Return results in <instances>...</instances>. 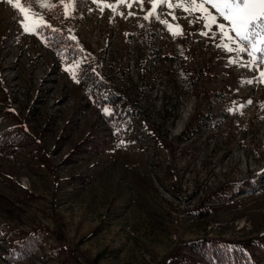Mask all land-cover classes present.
I'll list each match as a JSON object with an SVG mask.
<instances>
[{
	"label": "rangeland",
	"instance_id": "374dc122",
	"mask_svg": "<svg viewBox=\"0 0 264 264\" xmlns=\"http://www.w3.org/2000/svg\"><path fill=\"white\" fill-rule=\"evenodd\" d=\"M192 3L0 0V264H264V59Z\"/></svg>",
	"mask_w": 264,
	"mask_h": 264
},
{
	"label": "snow or ice",
	"instance_id": "6c2138e0",
	"mask_svg": "<svg viewBox=\"0 0 264 264\" xmlns=\"http://www.w3.org/2000/svg\"><path fill=\"white\" fill-rule=\"evenodd\" d=\"M6 2L15 7L23 17L25 21L23 27L25 31H30L31 28L40 25V21L36 19V14L31 10V3H34L35 0H30L27 7L23 6L20 2L14 3L13 0H6ZM159 2L160 0H153L154 9ZM119 3H126V0H119ZM206 5H211V8L215 9L216 13L219 14V17L229 21L231 25L230 29L226 28L223 23L218 25L224 36L231 39L229 31H233L240 41H248L251 45V52L249 54L254 57L257 52L264 51V48H258L256 46V41L254 40V37H260L259 43L264 44V36H261V32L264 31V0H201L200 3H196V0H193L191 8L185 7V11H202L204 13V19L209 22L206 26L210 27L212 24H217L218 18L209 11ZM40 6L49 7V5L43 3ZM117 6L118 5L114 6L111 4L103 5V7L112 8L113 11H115ZM128 6L130 7L131 5ZM168 6L173 7L172 4H169ZM177 6L184 7L183 4ZM98 7H100L99 3ZM103 7H101V10H103ZM65 8L70 9L71 4H66ZM28 21L31 22V26ZM164 23L167 22L165 21ZM181 32L182 30L177 26V30L173 34L177 35ZM227 50L232 51L233 49L228 47ZM238 50L239 52H246L248 51V48L241 46ZM235 62L236 61H233V63ZM68 70L72 71V69ZM261 77H264V72L261 73ZM105 113L108 115L111 114L107 109H105Z\"/></svg>",
	"mask_w": 264,
	"mask_h": 264
},
{
	"label": "trees",
	"instance_id": "16d2710c",
	"mask_svg": "<svg viewBox=\"0 0 264 264\" xmlns=\"http://www.w3.org/2000/svg\"><path fill=\"white\" fill-rule=\"evenodd\" d=\"M261 35L264 36V31L261 32ZM264 48V47H263ZM259 60L264 59V51L259 52L258 54ZM40 241V236L37 233L33 235H29V237L19 245L21 249L20 252L24 256L30 255L35 248L37 243ZM30 246H34L33 249H30ZM227 249L217 246L215 242H212V246H210L209 250L204 253L203 256L206 258L208 264H249L248 261L245 260V256L237 251L228 252Z\"/></svg>",
	"mask_w": 264,
	"mask_h": 264
},
{
	"label": "bare ground",
	"instance_id": "6f19581e",
	"mask_svg": "<svg viewBox=\"0 0 264 264\" xmlns=\"http://www.w3.org/2000/svg\"><path fill=\"white\" fill-rule=\"evenodd\" d=\"M180 117L183 119V120H185L186 118H188L187 117V114H186V111H181V113H180ZM182 127V126H181Z\"/></svg>",
	"mask_w": 264,
	"mask_h": 264
}]
</instances>
